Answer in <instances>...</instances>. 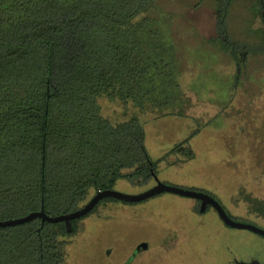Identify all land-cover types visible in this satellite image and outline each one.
I'll return each instance as SVG.
<instances>
[{
    "label": "trees",
    "instance_id": "obj_1",
    "mask_svg": "<svg viewBox=\"0 0 264 264\" xmlns=\"http://www.w3.org/2000/svg\"><path fill=\"white\" fill-rule=\"evenodd\" d=\"M160 1L0 0V222L39 212L67 215L120 181L148 186L171 155L193 160L185 146L200 130L160 160L147 145L143 121H197L189 114L192 100L170 23L152 15ZM234 1H218V38L212 44L220 43L241 71L250 55L264 54V46L231 39L227 19ZM259 3L264 21V0ZM102 98L118 101L129 116L108 117ZM241 188L247 192L238 197L254 207L245 218L264 220V196ZM153 198L139 203L105 198L72 222V232L64 222L40 218L0 228V264H64L83 220L113 202L135 205ZM210 209L216 212L208 206L205 213ZM194 212L205 214L201 206ZM143 254L124 264L138 259L141 264ZM164 254L156 264L184 259Z\"/></svg>",
    "mask_w": 264,
    "mask_h": 264
},
{
    "label": "rangeland",
    "instance_id": "obj_2",
    "mask_svg": "<svg viewBox=\"0 0 264 264\" xmlns=\"http://www.w3.org/2000/svg\"><path fill=\"white\" fill-rule=\"evenodd\" d=\"M218 1L161 0L152 14L170 23L184 87L192 100L189 114L197 121H143L148 149L154 160H160L200 130L185 146L194 153L193 160L171 155L160 162L158 177L148 186L120 181L115 190L139 195L163 183L210 193L238 215L240 223L264 230L263 219L245 218L254 207L238 197V192H247L242 185L264 196V54L250 55L240 71L220 43L212 44L218 38ZM259 1L233 2L227 19L233 41L264 46ZM99 103L115 121L127 113L118 101L102 98ZM257 174L262 178L250 179ZM197 206L201 204L196 200L171 193L141 204H108L81 222L64 264H124L142 242L151 249L142 255L141 264H156L162 252L183 255L182 264H264V237L227 227L213 209L197 214ZM163 257L165 262L166 254ZM132 264H140L139 259Z\"/></svg>",
    "mask_w": 264,
    "mask_h": 264
},
{
    "label": "water",
    "instance_id": "obj_3",
    "mask_svg": "<svg viewBox=\"0 0 264 264\" xmlns=\"http://www.w3.org/2000/svg\"><path fill=\"white\" fill-rule=\"evenodd\" d=\"M163 193H171V194H175L178 196L199 200L201 201V212L202 213H205L208 206H212L218 213L219 217L223 220V222L227 226L231 228H235V229L248 230V231H251L255 234H258L264 237L263 229L258 228L257 226H254L251 224L240 223V222L233 220L226 213V211L221 206V204L209 194L204 193V192L185 190L179 187L170 186V185L163 184V183H159L152 189L144 192L143 194H139V195H127V194L117 192L116 190H106L102 192L100 191L95 195V197L86 206H84L82 209L76 212H73L67 215L58 216V217H50L46 215L44 212L32 213L24 218L0 222V228L17 226V225L31 222L34 219L40 218L43 221L45 222L47 221L50 223L64 222L66 224L68 232H72V222L74 220L80 219L88 215L91 211L95 209L98 203L105 198H115V199L126 201L129 203H139V202L148 200L150 198H153L157 195L163 194ZM143 246L144 248H146V244H143ZM238 264H244V263H238ZM253 264H259V263L255 262Z\"/></svg>",
    "mask_w": 264,
    "mask_h": 264
},
{
    "label": "flooded vegetation",
    "instance_id": "obj_4",
    "mask_svg": "<svg viewBox=\"0 0 264 264\" xmlns=\"http://www.w3.org/2000/svg\"><path fill=\"white\" fill-rule=\"evenodd\" d=\"M143 244H146V248H144ZM149 250H150L149 244L146 242H142L134 250L132 256H134V258H138L140 256V254H142V253L147 254L149 252Z\"/></svg>",
    "mask_w": 264,
    "mask_h": 264
}]
</instances>
